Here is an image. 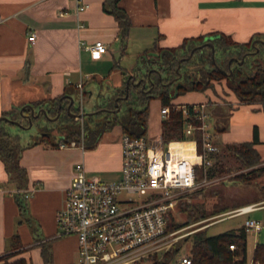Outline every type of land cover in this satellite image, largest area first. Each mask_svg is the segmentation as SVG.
I'll return each mask as SVG.
<instances>
[{"label":"crops","instance_id":"1","mask_svg":"<svg viewBox=\"0 0 264 264\" xmlns=\"http://www.w3.org/2000/svg\"><path fill=\"white\" fill-rule=\"evenodd\" d=\"M102 2L0 0V117L3 113H19L22 107L32 106L35 101L56 98L64 92L69 95L72 90L78 102V84L82 83L84 99L90 95L89 81L94 88L107 80L111 90L98 96L102 104L121 85L122 73L134 75L120 65L126 45L119 38L114 18L102 10ZM81 4L87 8L78 12ZM120 6L127 11L132 24L126 42L134 39L138 32L134 35L132 32L139 29L153 42L152 48L146 50L150 56L154 55V47H174L181 45L185 38L210 33L224 34L237 43L264 34V0H121ZM31 32L35 33L33 44L27 40ZM96 41L103 42L106 51L93 57L87 46ZM210 92V89L188 92L197 96L185 104L205 102ZM176 99L174 103L183 104ZM33 108L35 112L39 109ZM102 109L99 111L104 112ZM92 113L93 119H98L97 111L89 114ZM206 113L212 119L208 125L209 130L210 126L213 128L210 133L217 152L220 145L253 141L256 134L253 147L264 164V110L260 104H239L227 109L208 105ZM162 120L159 109L149 110L145 134L149 143L161 141ZM222 126L225 129L218 132L217 128ZM122 134L116 125L105 131L91 149L80 146L81 141L72 148L51 147L42 142L24 149L19 166L25 170V181L20 189L0 159V257L13 252L10 246L17 235L20 246L15 258H24L27 264L76 261V237L57 235V210L63 204L65 190L78 164L83 165L88 177L97 176L105 182L119 180ZM29 142L20 143L26 146ZM170 143H179L182 154L188 157H192V150L196 148L188 139ZM187 143L192 144L189 149ZM17 190L30 191L27 199L20 195L25 204L24 219L19 216ZM252 237L251 242L246 237V260L252 258L257 243L256 236Z\"/></svg>","mask_w":264,"mask_h":264},{"label":"trees","instance_id":"2","mask_svg":"<svg viewBox=\"0 0 264 264\" xmlns=\"http://www.w3.org/2000/svg\"><path fill=\"white\" fill-rule=\"evenodd\" d=\"M120 1L103 0L101 7L105 13L114 18L117 23L119 38L121 42H126L132 24L127 11L120 6ZM207 36L214 37L205 40ZM254 39L264 41V34H256L248 42L237 43L224 34L210 33L195 38H185L182 44L178 46L154 47L152 49L153 56L149 55L150 51H145L144 54L139 56L144 63L145 71L131 70L130 73L135 75L136 80H134V83L129 81L128 84H126V80H131V77L127 76L125 72L122 73L121 85L111 91L105 102L94 105L92 110L97 111L98 119H93L94 113L88 114L86 117L83 148H93L100 136L116 125L120 127L123 134L131 137L145 136L149 105L152 100H158L161 107L168 106L170 108L168 117L161 121V141L163 145H167L170 141L187 140L188 138L183 133L185 120L180 110L175 109L174 100L188 92H203L207 89H213L214 81H225L227 88L235 95L240 104H260L264 110V44L258 42L255 46H252L251 43ZM207 42L213 45V58L211 57V47L207 45ZM199 45L201 48H196L191 58L188 60L183 59L189 55L193 48ZM216 54L224 57L228 56L225 67L219 66ZM177 67H179L178 72L181 74V78H177ZM143 78L146 80L144 84L142 82ZM135 82L139 83L136 84ZM126 85L127 89L125 90ZM65 93L56 98L32 103L33 107L45 109L48 117H55L58 111L60 112L57 117L56 130L59 134L56 139L52 140L53 137L50 131H44L41 136L35 137L25 146L20 143L18 135L5 131L3 123L8 121L3 120L0 122V159L9 177L17 181L18 189L25 181V170L19 166V159L24 149L42 142L49 144L51 147H56L59 141L65 143L71 141L80 143L81 141L80 124L74 120V117H69L66 114L67 107L70 105L69 96H75L76 93L73 90L69 95ZM125 95L126 98H124ZM115 99H117L116 103L114 102ZM184 105L189 109L193 106V104ZM117 107L119 108L118 111H116ZM102 108L112 111L100 112L99 110ZM73 110L70 106L69 112L73 113ZM77 110L76 108L75 113ZM22 112L23 115L15 112L3 113L2 116L18 121L22 125H27V119L23 120V117L29 115L30 110L24 108ZM195 124L198 125L199 122L197 121ZM224 129L225 126H222L217 128V131L220 132ZM194 135L197 139L196 150L201 153L199 131H195ZM255 141L256 134L253 141L219 146L220 151L231 153L238 163L237 170L239 172L234 174L230 181L248 183L256 182L257 179L264 177V164L261 163L259 153L253 147ZM214 154H208L207 157L212 158ZM230 171V169H224L223 167L219 170L220 174ZM210 172L211 170L208 168V178L212 177ZM197 177L196 175V180ZM17 191L15 196L19 207V216L24 219L25 204L20 196L22 194ZM263 200L264 198H259L255 202ZM243 206H246V204L236 208ZM224 211L227 210L225 209L222 212ZM190 217L189 214L185 222L174 224L171 229H179L187 225L190 222ZM201 217H205L203 212H200L196 218ZM205 228L190 235L191 246L188 255L192 264H245L247 236L242 226L237 230L211 236L205 234ZM230 244L235 245L236 248L230 250ZM19 246V237L15 235L10 246L13 252L1 256V264H27L24 258H15L19 253ZM179 250V246L173 245L161 260L153 262V264H169ZM252 259L259 264H264V243L257 242L255 244Z\"/></svg>","mask_w":264,"mask_h":264},{"label":"built area","instance_id":"3","mask_svg":"<svg viewBox=\"0 0 264 264\" xmlns=\"http://www.w3.org/2000/svg\"><path fill=\"white\" fill-rule=\"evenodd\" d=\"M87 5L81 4L77 11ZM66 12H61V15ZM30 44L35 33L27 36ZM91 56L98 57L106 51L101 41L87 46ZM78 110L74 120L80 124L81 144L85 121L83 117V87L77 85ZM185 120L183 133L196 147L195 131H199L201 153L196 148L192 157L183 155L180 147H172L169 142L149 143L145 136H121L120 178L105 182L97 176L88 177L82 164L75 167L69 186L65 190L62 206L57 210L55 221L57 235H74L77 241V258L73 264H143L149 257H159L173 245L179 237L167 232L169 210L181 191L196 187L197 169L202 168L206 183L207 169L211 165L208 154L218 151L212 141L207 123V102L193 104L174 103ZM170 108H159L163 119L168 117ZM199 124H195V122ZM78 146L75 141H59V148ZM191 151V150H190ZM24 199L30 196L29 190H18ZM125 195L126 197H122ZM239 208L234 215L247 214L256 205ZM246 234L256 235L264 229V224L246 218L242 224ZM236 247L229 245L230 250ZM153 262V261H152ZM178 264H192L190 256H184ZM245 264H259L252 258Z\"/></svg>","mask_w":264,"mask_h":264},{"label":"rangeland","instance_id":"4","mask_svg":"<svg viewBox=\"0 0 264 264\" xmlns=\"http://www.w3.org/2000/svg\"><path fill=\"white\" fill-rule=\"evenodd\" d=\"M138 32V33H137ZM134 39L129 38L125 42L126 48L122 55V59L119 60L122 68L126 70H140L145 71V66L140 55L144 54L147 49H151L153 42L149 40V37L145 33H141L139 29H134L132 35ZM255 40V39H254ZM217 63L220 67H225L228 56H219L216 54ZM90 88V95L84 98L83 111L84 114H89L93 111L95 104H99V95H105L111 89L107 80L102 84H96L93 88L88 82ZM111 85V84H110ZM211 90L210 97L205 101L212 108L221 106L223 108H233L235 105H239V101L235 95L227 88L225 81H214L213 89ZM197 95L186 94L180 95L176 99L178 103H187L194 101ZM75 106L78 107L79 103L76 102ZM161 107V106H160ZM159 104L156 100H152L149 105L150 112L158 111ZM90 111V112H89ZM56 117V116H55ZM54 118V117H50ZM212 123V119L208 116L207 123ZM58 119H49L46 116H41L32 121L31 126L27 130H22L21 127L14 125L10 122L3 123V127L6 132L19 135L20 142L31 141L35 137L41 136L44 131H50L52 134V140L58 137L56 126ZM27 126V125H23ZM210 132H213V128L210 126ZM16 133V134H15ZM223 149V148H222ZM211 165L209 169L212 177L206 179V183L203 184L204 179L202 175V168H198L197 172V185L192 190L181 191L177 194V199L172 209H170L167 220V232L174 233V236L179 237L173 245L180 247L178 254H176L169 264H178L180 259L184 256H188L191 246L190 235L197 230L205 228V234L207 236L216 235L226 231L237 230L240 228L246 218H250L256 221H260L264 224V200L255 202L259 198H264V177L256 180V182L248 183H235L230 181V178L239 172L237 170L238 163L234 156L227 151L216 152L211 158ZM218 162V163H216ZM230 169V172H223L220 174L219 170ZM122 197H126L122 195ZM258 206L253 213L234 215V211L239 208H244L252 205ZM246 204L244 207H238ZM250 204V205H247ZM224 208V209H223ZM227 210L222 212L223 210ZM200 212L205 214V217L196 218ZM191 215L190 222L187 225L180 227L179 229H171L174 224L185 222L188 215ZM247 240L252 241V234H248ZM254 236V235H253ZM256 236V241L264 243V229ZM171 245V247L173 246ZM171 247L166 251L168 252ZM165 254V253H164ZM159 257H149L143 264H153L162 259L163 255ZM153 261V262H152Z\"/></svg>","mask_w":264,"mask_h":264},{"label":"water","instance_id":"5","mask_svg":"<svg viewBox=\"0 0 264 264\" xmlns=\"http://www.w3.org/2000/svg\"><path fill=\"white\" fill-rule=\"evenodd\" d=\"M213 37H214V36H207V37H205V40H210V39H212ZM258 42L264 44V41H263V40H261V39H255V40L252 41L251 45H252V46H255V44L258 43ZM207 45H209V46L211 47V53H212V54H211V57L213 58V57H214V49H213V45H212L210 42H207ZM196 48L200 49L201 46L199 45V46L193 48V49L191 50V52L189 53V55H188L186 58H183V59H184V60H188L189 58H191V56H192V54H193V51H194ZM256 51H257V49H256ZM178 69H179V67L176 68V72H178ZM178 77H181V74H180L179 72H178ZM129 81H131V83L134 82V75L131 76V80H129V79L126 80V84H128ZM145 81H146L145 79H142L143 84L145 83ZM138 83H139V82H136V84H138ZM170 83H171V82H170ZM126 89H127V85L125 86V90H126ZM124 98H126V95L124 96ZM69 100H70V105L67 107V111H68V112H69V108H70V106L73 104V102H74V100H75V97H74V96H69ZM114 102L116 103V102H117V99H115ZM26 107L30 110L29 115H25V117H26V119H27V122H28V125H27V126H23V125L20 124V122L15 121V120H11V119L7 118L6 116H1V117H0V122L3 121V120H6V121H8V122H10V123H13L14 125H17V126H19V127H22V128L28 129V128L31 126V124H32V119H34V118H36V117H39L40 115L48 117L47 114H46L45 109H43V108H40V109H38V110L35 112L33 106H31V105H26ZM23 109H24V107H22V108L19 110V114H20V115H23V112H22ZM102 110H105V111H112V110H107V109H102ZM118 110H119V108L117 107V108H116V111H118ZM59 113H60V112L58 111L56 117H54V118H50V117H48V118H49V119H55V118H57V117L59 116ZM70 115H71V114H70ZM83 115H86V114H83ZM71 116L73 117L74 114H72Z\"/></svg>","mask_w":264,"mask_h":264},{"label":"flooded vegetation","instance_id":"6","mask_svg":"<svg viewBox=\"0 0 264 264\" xmlns=\"http://www.w3.org/2000/svg\"><path fill=\"white\" fill-rule=\"evenodd\" d=\"M197 47V46H196ZM177 78H181V77H177ZM84 97V96H83ZM77 102V100H76V98H75V100H74V102H73V104L71 105V107L74 109L73 111V113L72 112H68V111H66V114L68 115V114H74V115H76V113H75V110H76V108L78 109V107H76L75 106V103ZM83 103H84V99H83ZM82 103V104H83ZM94 112V111H93ZM83 114H84V111H83ZM69 116V115H68ZM88 115H83V117H84V119H85V122L87 123V121H86V117H87ZM74 117V116H73ZM94 123V122H93Z\"/></svg>","mask_w":264,"mask_h":264},{"label":"bare ground","instance_id":"7","mask_svg":"<svg viewBox=\"0 0 264 264\" xmlns=\"http://www.w3.org/2000/svg\"><path fill=\"white\" fill-rule=\"evenodd\" d=\"M178 145H180V144L179 143H171L172 147H179ZM186 146L188 147L187 149H189V147L192 146V144L191 143H189V144L187 143ZM192 156H193V154H192ZM247 207H244V208L248 209Z\"/></svg>","mask_w":264,"mask_h":264}]
</instances>
